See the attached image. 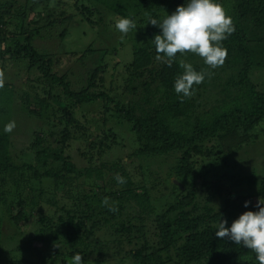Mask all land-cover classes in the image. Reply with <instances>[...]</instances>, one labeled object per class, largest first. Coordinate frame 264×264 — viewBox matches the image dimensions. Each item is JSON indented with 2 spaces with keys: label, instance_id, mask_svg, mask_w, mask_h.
Here are the masks:
<instances>
[{
  "label": "trees",
  "instance_id": "16d2710c",
  "mask_svg": "<svg viewBox=\"0 0 264 264\" xmlns=\"http://www.w3.org/2000/svg\"><path fill=\"white\" fill-rule=\"evenodd\" d=\"M9 1L0 11V70L10 60L27 71L30 80L34 74L35 100L29 92L21 98L29 113L43 120L47 112L50 118L34 131L31 163H16L11 135L0 128V227L4 217L18 228L32 224L33 231L24 243L17 234L10 236L18 243L2 247L0 255L11 252L9 264H64L76 254L92 257L93 264H259L253 251L220 240L215 232L223 219L230 227L244 212L258 211L264 176L255 173L261 178L259 190L248 194L239 191L240 173L215 169L225 163L226 155L264 132V90L253 78L264 66V0H233L228 7L225 0H215L235 25L222 42L228 53L225 63L216 69L191 53L178 54L171 67L156 59L151 40L162 30L147 24L149 18L162 21L186 0H76V12L84 18L97 11L104 19L107 11L136 23L131 44L120 47L133 54L118 97L106 86V67L94 57L108 49L90 44L82 51L77 70L84 79L74 83L70 73L58 72L54 53L35 46L36 37L45 35L44 27L51 36L50 29L72 24L75 18L66 15L63 3ZM7 15L12 19L5 20ZM13 19L11 30L7 26ZM181 59L196 71L211 73L183 100L174 90L175 78L183 73ZM10 86L12 91L15 86ZM7 94L4 90L1 96ZM1 112L10 119L9 110ZM116 123L117 128L126 127L133 142L115 130ZM77 140L90 149L82 152L87 158L82 166L69 151ZM129 149L127 156L143 175L144 158L175 159L171 174L186 186L173 182V201H164L161 189L153 197L151 190L159 187L153 184L150 189L148 182L159 177L152 171V179L136 181L124 159L102 161L106 152ZM117 173L126 183H117ZM105 197L107 204L102 203ZM245 201H250L247 208ZM113 207L117 211L109 210ZM69 246L72 251L65 252ZM23 252L38 259L18 257Z\"/></svg>",
  "mask_w": 264,
  "mask_h": 264
},
{
  "label": "rangeland",
  "instance_id": "374dc122",
  "mask_svg": "<svg viewBox=\"0 0 264 264\" xmlns=\"http://www.w3.org/2000/svg\"><path fill=\"white\" fill-rule=\"evenodd\" d=\"M31 3L36 2L37 0H30ZM59 1V3H63L61 8L66 10V15L73 14L72 16L75 18L72 21V24L69 28L63 29L61 27H54L50 29L51 36L48 35V28L44 27L42 33H45L42 37H36L34 40L35 46L40 50H50L55 55L56 59V69L58 72L70 73L74 83H78V80H83V75H79L78 69V61L77 58L80 56L81 52L84 51L90 44L96 48L100 47L103 49H108V51L103 54L99 53L95 55V59L97 63L102 64L106 67V71L103 74L106 75V86L114 89L113 94L118 97L122 93V87L126 84L127 78V64L131 60L133 53L126 47L121 49L124 45L131 44V38L133 36L132 30L129 31L126 35L120 33L115 25L116 22L121 19L117 15H114L110 12L105 11L104 19H101V16L96 11L93 14H89L88 17L84 18L82 14L76 12V6L74 5L76 0H50V2L55 3ZM227 3V7L231 6L233 0H225ZM9 0H0V11L1 9H5L6 5L9 3ZM51 7V6H49ZM225 7V6H224ZM61 8H58L59 11ZM12 19L9 15L5 16V20ZM91 19V20H90ZM16 23V19H13L7 26L8 29L13 30ZM63 35H62V34ZM123 35V38H121ZM138 36L136 35L135 38ZM93 57V58H94ZM95 64V63H94ZM1 67V64H0ZM4 76L5 83L4 87L0 88V128L4 129V122L9 123L10 121H15V129L10 133L12 139V148L11 152L15 157L16 163H31L34 161V152L32 151L31 142L34 139V131L38 130V128L44 125V121L50 118L47 115V112L44 113L43 120L36 114L29 113L28 108L26 107V103L23 102L21 96L24 93L29 92L33 96V100H35V90L31 88L32 79H34V74L29 75L27 71H21L18 66L12 65L10 60H7L4 66ZM1 69V68H0ZM77 70V71H76ZM2 71V70H0ZM74 75H73V74ZM254 73V81L259 84L260 88L264 90V66L255 70ZM14 84L15 88L11 91L10 89ZM9 86V88H8ZM113 87V88H112ZM7 90L6 97L1 96V93ZM40 94L43 96V91L39 89ZM121 97V96H119ZM124 97V96H122ZM5 98V101L3 100ZM98 106V105H97ZM1 109L9 110L11 113L10 119H4V114L1 112ZM39 111V110H37ZM4 120L2 122L1 120ZM4 125V126H3ZM120 126L118 123L114 124L115 130L122 136H125L129 139L130 142L134 141L133 135L129 133V131H124V128H117ZM264 127V122L262 123L261 129ZM73 148L69 149L71 152L74 161L77 165L82 166L86 164L87 158L83 155L82 152H90V149L86 146V143L77 140L76 143H73ZM83 146V150L80 149ZM128 151L121 150L119 152H115L118 150L109 151L106 155L102 157V161L104 162H115L116 160L122 158L125 160L126 166L133 175L136 181H140L142 178H153L159 177L155 179L153 182H148L150 189L153 184H158L159 188H155L151 190L153 197H158L162 193H164L166 199L164 201H173L175 195H171L170 191L173 189V182L179 183L182 187H185L186 184L181 183L176 179V177L172 176V167L175 164V159L170 157H162V158H144L141 162L144 165V173L142 174V170L137 168V162H133V159H129L127 156ZM209 164V163H208ZM148 170L152 171L153 177H150L148 174ZM231 172V173H240L241 180L243 186L239 189V191H245L248 194L254 193L259 190V180L261 178L255 173H259L264 176V132L261 130L260 135L254 141L249 143H245L242 147L235 150V152L230 155H226L225 163H220L219 166L216 167L215 172ZM214 172V173H215ZM18 177V174H17ZM150 179V180H151ZM155 182V183H154ZM158 182V183H156ZM187 184L189 180H186ZM13 187L12 184H9V188ZM168 187V188H167ZM167 188V189H166ZM9 199H16L14 195H10ZM155 200V199H154ZM157 204H160L162 201H156ZM2 208L0 205V216L2 214ZM0 227V249L4 248H13L18 242L17 240H12L10 236H14L17 234V238L20 243H24L25 240H28L30 236L33 234L32 232V224H25L22 228H18L14 224H12L11 220L5 219L1 221ZM23 234H20L19 231ZM38 242L34 243L36 246ZM65 252L70 253L72 251V246L66 247L64 249ZM2 254V253H1ZM96 254L93 255V257ZM32 252H23L18 255V257H27L31 258L32 261L38 259L37 255L33 256ZM71 256L65 258L63 262H66L71 259ZM13 259V254L9 251L0 255V264H9L10 260ZM91 258H86V256L82 257L83 264H93L91 262ZM95 264V263H94ZM97 264V263H96Z\"/></svg>",
  "mask_w": 264,
  "mask_h": 264
},
{
  "label": "clouds",
  "instance_id": "9594fccd",
  "mask_svg": "<svg viewBox=\"0 0 264 264\" xmlns=\"http://www.w3.org/2000/svg\"><path fill=\"white\" fill-rule=\"evenodd\" d=\"M161 29V34L151 40L155 45L156 59L163 60L169 67L176 61L177 55L185 56L189 53L198 55L204 64L211 69L223 66L227 58V49L222 42L235 31V25L224 7L215 0H186V4L178 6L176 10L161 20L150 17L147 24ZM116 29L126 35L136 29V23L130 18H121L116 22ZM123 35L121 38H123ZM183 73L177 75L174 83L175 92L184 98H191L194 85L204 82L206 75L211 73L196 71L191 63L179 60ZM4 72L0 71V88L4 87ZM15 121L4 126L5 133L15 129ZM115 179L124 184L126 180L119 173ZM108 198L102 201L107 204ZM250 201H245L247 208ZM258 211H246L235 219L230 227H226L227 220H221L217 225L215 235L220 240H228L253 251L259 264H264V199H258ZM110 211H117L115 207ZM66 264H83L82 255L76 254Z\"/></svg>",
  "mask_w": 264,
  "mask_h": 264
}]
</instances>
